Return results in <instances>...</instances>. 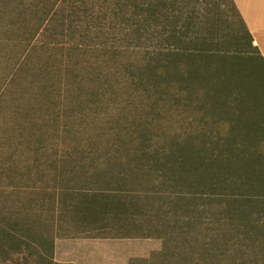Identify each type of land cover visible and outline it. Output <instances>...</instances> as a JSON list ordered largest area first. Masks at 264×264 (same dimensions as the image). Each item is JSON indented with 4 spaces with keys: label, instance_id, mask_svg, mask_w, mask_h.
<instances>
[{
    "label": "trees",
    "instance_id": "trees-1",
    "mask_svg": "<svg viewBox=\"0 0 264 264\" xmlns=\"http://www.w3.org/2000/svg\"><path fill=\"white\" fill-rule=\"evenodd\" d=\"M225 2L232 53L217 32L229 20L199 17V0H67L58 76L59 95L67 94V162L89 163L67 171H97L92 162L101 161L108 166L96 174L108 182L129 176L133 186L122 189V180L82 194L67 211L92 222L138 217L143 192H166L163 204L150 205L166 222V262L178 247L176 264H264V116L241 106L264 93V60L233 1ZM8 3L23 12L24 0ZM54 4L35 11L40 35L59 22ZM245 46L260 69L244 71ZM173 232L180 244L172 247Z\"/></svg>",
    "mask_w": 264,
    "mask_h": 264
},
{
    "label": "rangeland",
    "instance_id": "rangeland-1",
    "mask_svg": "<svg viewBox=\"0 0 264 264\" xmlns=\"http://www.w3.org/2000/svg\"><path fill=\"white\" fill-rule=\"evenodd\" d=\"M8 1L0 0V231L11 235L0 236V264H63L53 257L55 237L107 239L114 243L122 239L118 246L127 251L128 264L179 263L178 247L173 248L177 255L166 262V222L160 216L154 218L150 207L163 204L166 192H143L139 204L145 206L144 215L138 217L110 215L106 220L92 222L69 214L68 205L84 194L115 187L122 180V189L128 190L133 188L132 179L126 176L108 182L107 175L96 174L107 165L101 161L92 162L97 171H67L71 165H89L87 161L67 162V94L59 95L58 84V76L64 74L60 54L67 51V0H24L19 15H15ZM53 3L59 6V22L52 32L40 35L35 11L40 16ZM225 8V0H199L197 6L199 17L207 13L209 20L216 21L220 15L221 19L234 22L225 14ZM229 22L221 27L217 24V32L224 37L226 50L232 53L235 51L230 30L234 24ZM244 51L240 55L243 70L250 72L253 66L260 69L262 64L255 51L249 46ZM46 63L54 77L44 71ZM245 79L250 83L255 80ZM46 86L50 88L47 90ZM241 106L264 116V93L259 88L254 96L243 97ZM67 186L74 187L75 192L67 190ZM194 233L195 228L190 231L191 235ZM171 237L170 246L180 244V237L174 232Z\"/></svg>",
    "mask_w": 264,
    "mask_h": 264
},
{
    "label": "crops",
    "instance_id": "crops-1",
    "mask_svg": "<svg viewBox=\"0 0 264 264\" xmlns=\"http://www.w3.org/2000/svg\"><path fill=\"white\" fill-rule=\"evenodd\" d=\"M232 1L251 36L252 45L264 60V0ZM121 240L114 243L107 239L55 237L53 257L63 264H128L127 251L122 245L118 246Z\"/></svg>",
    "mask_w": 264,
    "mask_h": 264
}]
</instances>
